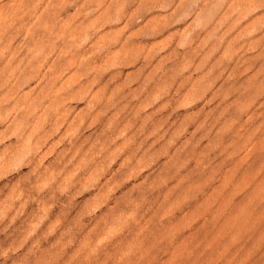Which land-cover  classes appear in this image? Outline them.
<instances>
[{
  "label": "rangeland",
  "instance_id": "rangeland-1",
  "mask_svg": "<svg viewBox=\"0 0 264 264\" xmlns=\"http://www.w3.org/2000/svg\"><path fill=\"white\" fill-rule=\"evenodd\" d=\"M0 264H264V0H0Z\"/></svg>",
  "mask_w": 264,
  "mask_h": 264
}]
</instances>
